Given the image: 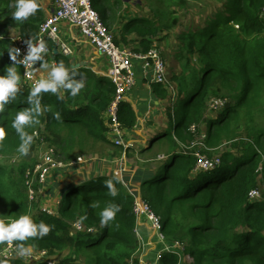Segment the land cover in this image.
<instances>
[{"label": "trees", "instance_id": "obj_1", "mask_svg": "<svg viewBox=\"0 0 264 264\" xmlns=\"http://www.w3.org/2000/svg\"><path fill=\"white\" fill-rule=\"evenodd\" d=\"M38 3L40 8L34 15L17 22L12 17L16 0H0V13L5 17L0 23V33L13 26L19 28L29 43H36L45 20L43 2L38 0ZM124 3L125 0H92L93 8L110 30L118 23V9ZM263 6L264 0H225L223 9L215 12L205 27L180 36L184 62L181 73L173 77L176 95H172L168 84L151 83L157 98L165 100L168 116L167 126L162 124L155 130L150 145L140 150L150 149L157 142L167 146L168 152L156 168L141 165L132 180L126 176L121 180L114 172L83 174L80 179L76 172L68 173V181L60 184V200L54 207L57 212L54 215L40 209L33 214L32 205L39 207V203H31L26 193L25 172L37 161H28L38 145L36 133L57 145L68 161L73 158L70 152L77 141L110 144L123 154V147L108 136L106 113L115 86L106 75L91 68L73 67L67 56L57 53L59 66L63 64L68 72L66 83H82L84 87L75 96L72 89L65 87L56 92L41 91L37 97H31L32 88L24 84L18 55L8 39L0 38V75H7L8 68H15L20 76L15 97L0 111V126L6 129V136L0 140V155L20 153L21 134L12 126L16 113L31 110L33 116L32 122L24 126L33 140L28 151L21 153L25 158L16 174L0 162V215L15 219L30 214L36 223L54 225L42 238L14 241L32 250L46 249L51 256L68 250L60 261L54 259L56 264H82L79 261L83 255L88 257V264H140L133 196L129 192L132 183L135 185L132 189L140 192L156 213L161 217L166 215V219L162 217L163 232L169 242L186 239L182 240L188 243L186 252L194 258L192 264H264V125L249 128L254 122V110L260 108L264 99V21L260 16ZM174 14L170 11L161 20L142 15L129 23V17H124L123 29L114 32L115 41L127 47L135 42L129 48L146 53L154 43L165 40L176 26L178 19ZM45 42L54 47L49 38ZM12 55L15 60L11 59ZM79 69L84 70V75L73 82L72 75ZM218 98L229 100L223 113L212 116L210 103ZM36 99H39V112L35 111ZM166 101L170 103L167 105ZM118 118L124 130L138 124L137 113L126 100L119 106ZM202 123L207 126L210 147L219 146L227 139L238 140L241 129L247 131L252 141L245 151L224 152L218 167L195 170L193 150L183 151L179 143L192 141L196 136L192 126L201 132ZM108 181L117 189L116 196L110 194ZM252 189H260L261 198L251 199ZM113 204L119 205L120 211L107 224H101L100 213ZM76 220L95 227L96 231L72 233L71 223ZM6 243H0V252ZM156 245L160 248L154 250L151 263L145 258L147 264H154L162 249V244ZM179 261L176 252H163L159 264H179ZM0 262L29 264L21 259Z\"/></svg>", "mask_w": 264, "mask_h": 264}, {"label": "built area", "instance_id": "obj_2", "mask_svg": "<svg viewBox=\"0 0 264 264\" xmlns=\"http://www.w3.org/2000/svg\"><path fill=\"white\" fill-rule=\"evenodd\" d=\"M53 8L47 18L43 21L39 28L38 38L36 43H29L22 33L17 29L11 33H1V39H8L11 42L13 50L18 55L23 73V81L28 87L33 88L41 78L47 79L50 77L54 68L59 67L56 60L57 49L59 53L70 57L74 54L73 48L60 35L62 24H70L77 28L80 33L91 42L97 51L103 54L109 63L106 76L115 86V93L109 108L107 109L106 119L110 127L108 136L116 144L121 145L125 151L129 147H134L132 139L127 137V131L121 127L118 118V109L122 101H125L127 95L135 88L137 84V72L135 70V61H142V66L145 70H152L154 81L169 85L168 70L165 59L162 57L161 49L157 43L146 52H135L129 47L117 44L115 41V33L107 28L100 13L93 8L92 0H52ZM260 16L264 21V6L261 8ZM49 38L54 44L50 47L46 44L45 38ZM44 44V50L39 53V58L36 60H28L32 47H39ZM45 58L48 68H42L38 65V61ZM48 69V71L46 70ZM80 80V79H79ZM58 89H65L59 86ZM226 103L225 99H213L210 107L218 108ZM191 130L195 133L197 128L192 126ZM204 136V135H203ZM205 137V136H204ZM38 144L42 145V151L39 158L32 167H29L25 172L26 193L31 203H39L42 198L43 202L47 197V185L51 183L54 176L63 174L67 168H78L83 163L88 162L89 158L84 155L78 156L68 162L61 159L58 154V149L54 145H45L46 137L40 133H36ZM196 140V139H195ZM194 141V140H192ZM50 144V143H49ZM195 142L187 145L185 151L193 150L196 158L195 170H210L218 167L221 164V157L212 158L202 149L196 147ZM45 145V146H44ZM3 157L0 155V158ZM123 158L121 159V161ZM61 174H58V173ZM124 168L116 171L123 180L122 174ZM58 174V175H56ZM115 174V173H114ZM124 183V182H123ZM130 194L133 196L132 210L136 217V225L134 228L135 235L139 242V259L144 260V254L147 252V247L154 244H162V249L157 253L154 264H159L163 252H176L179 256V264L186 262L192 264L194 258L186 252L187 242L182 239H177L169 242L167 235L163 232L164 220L152 208L150 202L146 200L140 192L129 188ZM251 199H258L262 196L260 189H252L249 192ZM46 203V202H45ZM39 209L50 215L57 214L54 208L44 204L39 206ZM72 233L87 231L93 233L95 227L89 226L82 221L76 220L71 223ZM144 228L153 232V238H146ZM20 245L15 241L11 245H6L0 252V260L21 259L25 262L48 261L51 264H56L53 256L46 249L35 250L36 252L28 255L20 254Z\"/></svg>", "mask_w": 264, "mask_h": 264}, {"label": "rangeland", "instance_id": "obj_3", "mask_svg": "<svg viewBox=\"0 0 264 264\" xmlns=\"http://www.w3.org/2000/svg\"><path fill=\"white\" fill-rule=\"evenodd\" d=\"M44 4L45 8V18H47L51 12V4L48 0H41ZM225 0H125L124 5L118 9V14H120V18L118 19V23H115L111 30L113 32L117 31L120 28V24H124L126 22L124 20V17H129L127 22H132L134 19L141 17L140 15L145 14L144 16L149 17L150 19H165L167 17V14L170 11H174V16L177 17L178 22L174 28H171L169 31L168 37L159 42L158 46L161 49L162 57L166 61L167 70H168V81L169 86L171 88L172 95H176L177 93V86L176 82L173 77H176L179 73H181L182 70V64L183 59L181 58V46L183 45V41L180 39V36L190 31L191 29H196L201 26H206L209 21L210 17L217 11H220L223 9ZM121 11V12H120ZM226 11V10H225ZM132 13H137L135 17H133ZM5 21V17L2 13H0V23ZM128 22V23H129ZM62 24L60 35L64 36V39L70 40V32L63 28ZM125 25V24H124ZM124 27V26H123ZM122 27V28H123ZM19 30V28L10 26L7 29V32L5 33H11L15 30ZM1 34V33H0ZM68 36V38H67ZM67 41V40H66ZM131 46H135L136 43L131 42ZM129 46V47H131ZM137 61V60H136ZM136 61H135V70H136ZM38 61V65H39ZM40 66V65H39ZM86 68H90V66H83ZM48 68V64H47ZM137 72V70H136ZM84 75V70L79 69L75 71L72 75V81L75 82L79 79H81ZM138 82V77H137ZM136 87V86H135ZM219 99V98H218ZM225 99V98H221ZM226 100V103L222 106L220 105L218 108H212L210 107V114L212 116L217 115L219 113H223L225 110H223L224 107L227 106L228 100ZM167 105L170 103V101H166ZM223 110V111H222ZM163 123L167 126L168 123V116H167V108L166 104L163 109ZM222 111V112H221ZM254 122L252 125H249V128H252L254 126L259 127L264 125V99L261 103V106L259 109L254 110L253 114ZM153 124V127L156 130H159L161 125ZM165 126V127H166ZM244 127V126H243ZM200 130L196 131V136L193 139L194 141L189 142H180L181 150L185 151L187 145H191L192 142L197 143L196 147L199 149H202L204 152L211 156L212 158H218L221 157L224 152L227 150L233 151V152H242L245 151V149L250 145L249 143L252 141L251 137L247 135V131L245 129H241V131L238 133V140H234V142H230L229 139L224 140L221 145L216 147H210L207 145V139H206V132H207V126L205 123H202L200 125ZM155 130L146 133L147 139L140 138V141L137 142V145L134 147H129L131 149H127V153L120 154L118 152V149H116L114 146L110 144H102L101 142H93V141H77L74 145L72 151L70 152V155L73 158H76L78 156L84 155L85 157L89 158L88 162L83 163L80 167H78L76 170L73 171L70 169V167H67L63 172L68 174H72V172H76L78 176V179L83 176V174L91 175V173H96L97 175L100 173H106L114 172L116 176L121 177L120 175L116 174V171H119L121 168H124V172L122 176H127L126 173H128L131 169H135L137 167H140L141 165L148 168V169H154L156 168L157 164L162 160V158L165 156V154L168 152V148L166 145H160L159 142L155 143L154 146L150 149H147L145 151H140L142 148L145 149L150 144V140L153 138L151 136L154 133ZM205 137H204V136ZM196 139V140H195ZM51 143L54 145V143L50 140H46L45 145H51ZM44 145V146H45ZM58 149V154L61 159L64 160V154L59 149L57 145H54ZM42 145L38 144L37 147L34 149V151L31 153L30 157H28V161L32 163L33 161L37 160L40 156V153L42 151ZM25 158L21 153H16L13 155H9L7 157H1L0 162L7 165L11 172L16 174L17 167L19 163ZM72 158V159H73ZM123 160L121 161V159ZM68 161V160H65ZM58 174H61L60 172ZM56 174V175H58ZM66 174L64 179V183H66L68 180L66 178ZM63 175V174H62ZM80 176V177H79ZM66 179V180H65ZM49 185H47V200L43 202L42 198L39 199V206L46 204L49 207L52 208V202L57 201L60 195H56L53 193H50L49 191ZM132 187L135 186L134 184H130ZM33 214L39 212L38 205H32ZM162 217L166 219V215L162 214ZM163 219V220H164ZM145 236L146 238H153L155 239V236L152 231H150L147 228H144ZM182 239H185L182 237ZM186 240V239H185ZM187 242V241H186ZM159 246V245H158ZM156 244L152 246L147 247V252L144 254V260L143 262H140V264H147L145 258H149V261L151 263V260L153 258L154 250L158 247ZM160 248V247H158ZM189 251V250H188ZM35 250H32L31 253H35ZM68 250L59 252L57 255H52L53 258L56 261H60L61 258H63L66 254H68ZM51 255V254H50ZM88 257L83 255L80 258V263L82 264H88ZM29 264L35 263L34 261L27 262ZM153 263V262H152Z\"/></svg>", "mask_w": 264, "mask_h": 264}, {"label": "clouds", "instance_id": "obj_4", "mask_svg": "<svg viewBox=\"0 0 264 264\" xmlns=\"http://www.w3.org/2000/svg\"><path fill=\"white\" fill-rule=\"evenodd\" d=\"M15 8L16 10L12 17L17 22H23L34 15L40 8V5L38 0H16ZM43 50V43H41L39 47H32L27 59H38L39 53ZM15 58V55L11 56V59L15 60ZM67 80L68 72L63 64H61L59 67L53 69L49 78H41L36 82L35 86L32 88L31 97H37L41 91L50 90L56 92L59 86L72 89V95L75 96L79 93L80 89L84 87L82 83H66ZM19 83L20 76L17 74L15 68H8L7 75H0V111H3L5 105L15 97ZM35 105V111L39 112V99H36ZM32 119V111L26 110L17 112L12 122V126L21 134L23 143L20 144L18 150L22 154L28 151V144L33 140V137L24 131V126L31 123ZM5 136L6 129L0 126V140H3ZM107 183L110 194L116 196L118 194L117 189L113 186L112 181H108ZM119 211L120 207L117 204L105 207L100 213L101 224H107L108 221L114 219ZM53 227L54 225L46 224L43 221L39 223L34 222L30 214H21L15 219L0 215V243L7 242L8 245H11L14 240H27L34 236L42 238L46 236ZM31 251V247H21L20 254L28 255ZM0 264H2V262H0Z\"/></svg>", "mask_w": 264, "mask_h": 264}, {"label": "crops", "instance_id": "obj_5", "mask_svg": "<svg viewBox=\"0 0 264 264\" xmlns=\"http://www.w3.org/2000/svg\"><path fill=\"white\" fill-rule=\"evenodd\" d=\"M48 1L51 4L50 8L52 10L53 1ZM132 15L136 16L138 14L132 13ZM119 26L121 29H118V31H121L124 24H120ZM63 28L71 33L70 40L66 39V41L64 39V36L63 39L74 50V54L68 57V59H70L72 62V66L83 67L89 65L90 68L96 73L106 75L109 67L107 58L103 54L99 53L97 49L91 44V42L87 40L77 28L73 27L70 24L63 25ZM57 53H59L58 49ZM39 62V65L42 68H47V61L44 57ZM136 65L138 82L136 84V87L127 95L126 98V101L132 104L138 116V124L136 125V127L127 131V137L132 139L134 146L137 145V142L140 141V138L144 137L145 139H147L146 133L156 130L153 127V124H157L160 126V124L163 123V109L165 107V100H160L159 98H157V96L152 91L151 83L154 81L153 71L145 70L142 66V61L140 60L136 61ZM46 70L48 71V69ZM129 170L130 171L126 173V177L131 179L135 176L136 168H130ZM64 174L66 173L63 172V175L54 176L51 179V185H49V191L51 194L53 191L54 194L60 195V184H64ZM46 200L47 197L45 201ZM59 200L60 197L57 201L52 202V208H54L58 204Z\"/></svg>", "mask_w": 264, "mask_h": 264}]
</instances>
